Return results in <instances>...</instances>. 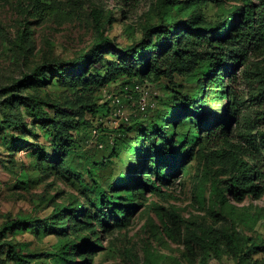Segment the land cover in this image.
Segmentation results:
<instances>
[{
	"label": "rangeland",
	"instance_id": "1",
	"mask_svg": "<svg viewBox=\"0 0 264 264\" xmlns=\"http://www.w3.org/2000/svg\"><path fill=\"white\" fill-rule=\"evenodd\" d=\"M252 2L262 23L264 1ZM246 4L0 0V264H264V189L236 183L239 162L222 166L204 157L221 149L264 172V44L253 36L247 65L225 77L229 100L234 94L242 103L223 134L198 131L227 114L221 78L206 64L189 76L144 82L137 73L146 58L138 63L118 51L160 25L213 32L232 14L241 24L235 7ZM59 62L69 66L49 69ZM121 64L130 69L108 77ZM93 79L102 84L97 92L86 87ZM14 84L23 89L11 115L3 103ZM133 84L138 91L125 90ZM199 95L202 104L190 114L169 116L167 142H142L143 122ZM59 130L73 142L62 158ZM121 175L124 184L113 190ZM100 189L110 196L106 206Z\"/></svg>",
	"mask_w": 264,
	"mask_h": 264
},
{
	"label": "trees",
	"instance_id": "2",
	"mask_svg": "<svg viewBox=\"0 0 264 264\" xmlns=\"http://www.w3.org/2000/svg\"><path fill=\"white\" fill-rule=\"evenodd\" d=\"M208 2V0H206ZM221 0H216L220 2ZM246 2V6L235 7V11L241 16L244 15L243 22L238 24L235 14H232L229 21L221 26L220 30L213 32L205 30L197 31H183L181 32L179 27L160 25L148 29L143 37V40L133 46L126 48H118L119 53L123 57H132L136 62L143 57L144 65L142 71H139L137 75L142 81L158 82L162 77H168L173 79L174 75L189 76L196 72L200 65L206 64L209 70L215 74V78L219 77L224 88L222 92L223 100L227 99V110L225 118H222L217 123H211L205 127L200 123L198 124V131L206 129L209 134L212 129H221V134L225 133V122H233L237 117L236 105L242 103L237 99V96L232 94V99L229 100V86L225 84V77L234 75L236 68L239 64L247 65L248 56L247 48L249 41L254 36V39L258 43L264 44V21L261 23L257 20V12L260 6L254 4L252 0H241ZM264 1V0H261ZM138 0H126L128 4L137 3ZM257 21L260 22V26H257ZM242 25L245 31H241ZM225 29V30H223ZM238 46L241 53L238 54L233 49ZM142 52V54H141ZM82 59L80 62H83ZM66 62H59L55 66H50L49 69H63L68 67ZM84 67V66H83ZM130 68L125 64L114 65L109 68L107 72L108 77L119 75L123 72H127ZM42 68H38L34 71L33 76H38ZM99 79L90 80L86 84L89 86V91L97 92L102 87ZM128 85V84H127ZM260 89V97L264 100V84L258 83ZM133 86H126L125 90L134 91ZM95 87V88H94ZM94 88V89H93ZM22 84H14L8 88L12 95L9 96L3 103L4 111L6 113L13 114L14 108L22 98ZM87 89V88H85ZM202 104L200 95L196 99L180 98L176 100L175 105L169 111H161L155 118L147 120L142 124V132L139 137L142 142H150L151 144L167 142L166 140V124L169 116L175 114V120L181 118L186 114H190L195 108H198ZM51 109H56L54 105L50 106ZM207 120H204V122ZM220 125V126H219ZM200 128V129H199ZM126 132H132L134 127L124 128ZM261 138L264 139V136ZM54 141L56 143V151L59 154L58 158H62L66 155L67 151L72 147V140L68 133L59 130L57 132ZM264 143V142H262ZM185 158L190 156V150L184 149ZM205 161L213 162L216 165L230 166L233 161L239 162L243 167L240 179L236 180L239 186L250 187L253 191L261 192L264 189V172L256 164H250L245 162L243 158H239L236 155L229 154L225 150L214 149L204 153ZM57 158V159H58ZM186 159V160H187ZM164 161V160H162ZM157 164V163H156ZM170 166V165H169ZM152 170V169H151ZM159 170V169H158ZM125 176L121 175L111 185L113 190H118L124 184ZM255 183H258L256 186ZM100 187V186H99ZM101 197V202L104 206L108 205L110 196L106 193L98 190ZM223 203H227L226 196L221 195ZM83 208L82 215H86V209L83 203L80 204ZM128 213L125 214V216ZM231 246H234L232 239L228 240Z\"/></svg>",
	"mask_w": 264,
	"mask_h": 264
},
{
	"label": "built area",
	"instance_id": "3",
	"mask_svg": "<svg viewBox=\"0 0 264 264\" xmlns=\"http://www.w3.org/2000/svg\"><path fill=\"white\" fill-rule=\"evenodd\" d=\"M139 86H135L134 87V91H138L139 90ZM112 105L113 106H116L117 108L118 107H120L121 106V99L118 97V96H116L115 98H113V100H112Z\"/></svg>",
	"mask_w": 264,
	"mask_h": 264
}]
</instances>
